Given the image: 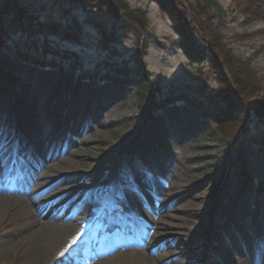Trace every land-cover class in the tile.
Returning a JSON list of instances; mask_svg holds the SVG:
<instances>
[{
  "label": "rangeland",
  "instance_id": "374dc122",
  "mask_svg": "<svg viewBox=\"0 0 264 264\" xmlns=\"http://www.w3.org/2000/svg\"><path fill=\"white\" fill-rule=\"evenodd\" d=\"M109 1L115 4L111 10L119 8ZM126 1L148 19V26L138 30L141 40L129 30L102 39L101 31L111 32L114 22L108 7L19 0L40 23L60 28L45 30L38 22L33 29L12 30L0 50V264H34L37 254L48 264H77L79 257L92 264H264V190L255 186L264 185V148L256 151L246 142L245 165L233 142H222L216 123L176 100L185 94L196 100L204 93L217 94L221 81L214 66L179 47L183 39L156 0ZM177 1L188 20L200 23L195 24L199 41L213 37L221 46L213 47L216 54L234 61L230 72L249 66L264 88V0L261 11L252 7L253 0H217L224 13L204 20L199 18L204 10H196L200 0ZM139 44L146 51L142 57L135 56ZM46 46L54 49L61 67L19 58L20 51L48 58L52 54L48 56ZM114 66L146 73L155 98L167 104L146 115L133 86L100 81ZM102 87L107 93L100 92ZM202 102L207 105L206 99ZM79 122L89 125L88 130L77 132L74 124ZM256 124L251 117L246 137L258 131ZM19 133L37 147L16 142ZM53 150L55 156L47 159ZM41 159L52 165L47 173L51 186H63L54 209L64 223L54 225L58 238L52 245L34 235L28 206L41 195L39 189L31 192L34 180L29 181ZM8 167L14 168L10 179ZM242 167L247 178L240 176ZM159 175L163 191L156 196L144 180ZM149 200L159 206L153 209ZM123 226L135 233L134 240L124 238L116 245L111 236L93 243V230L112 232ZM109 245L114 250H107Z\"/></svg>",
  "mask_w": 264,
  "mask_h": 264
},
{
  "label": "trees",
  "instance_id": "16d2710c",
  "mask_svg": "<svg viewBox=\"0 0 264 264\" xmlns=\"http://www.w3.org/2000/svg\"><path fill=\"white\" fill-rule=\"evenodd\" d=\"M114 1L119 7L117 10H111L115 4L109 0H70V2L82 3L88 6V8L96 5L102 8L108 7L114 16V22L111 32L107 30L101 31V37L104 40H107L110 36H114L117 30H129L132 33H136L142 27L140 25L143 24V28L148 26L147 17L143 16L142 13L137 14L129 7L126 0ZM156 1L162 10L169 14L174 29L183 39V43L181 40L178 41L177 44H180L179 47L181 46L186 54L192 58L199 60L205 58L211 62L217 78L221 81V89L215 95L204 93L205 95L201 94V99L196 100L195 98H191V95L185 94L177 97L176 100L185 101L190 107L198 111L202 117L216 123L215 126L220 129L222 142L226 143L227 140L232 141L238 152L239 159L247 165L249 162V152L245 143L251 142L255 146L254 149L256 151L264 148V127L262 126L264 124V88L261 87L259 77L246 65L235 73H231L229 68L234 67V61L226 54L223 55V58L216 54L217 51L215 52L214 48L219 49L221 46L217 41L213 40V37L210 40L201 38V41H199L198 38L200 36L198 37L197 35L199 28L195 24L198 23L200 26V23L196 22L194 18H192L193 21L187 19V13L184 12L185 8H182L180 1ZM200 2L201 4L196 6V10H204V14L199 16L202 20L207 16L209 18H215V14L224 13L223 7L217 0H200ZM262 5V0H259L256 6L255 0H253L252 7H256V11H261ZM29 11L27 7L19 3V0H0V50L7 46V39L12 30H29L38 25V17ZM210 13H213V15L210 16ZM40 24L43 25L45 30L50 29L54 32H59L58 29L60 26L58 24L51 25L44 22ZM144 32L146 33V30ZM136 34L137 38L141 40L139 32ZM45 49L48 50V56L49 54H52V56L46 58L44 55L34 56L33 53L30 54L20 51L19 58L30 64L61 67V61L59 62L53 53L54 49L52 47L47 48V46ZM141 49L142 45L139 44V52ZM139 52L135 56L142 57L146 51ZM227 67L228 71L226 70ZM145 74L141 70L129 69L126 66H114L103 75V79L111 80L122 85L133 86L139 107L143 111H146V115L151 117L157 112V110L152 108L159 104L165 105L167 102L155 98L152 81L150 78L147 79ZM238 75L241 76L240 79ZM205 99L207 100L206 106L202 102ZM152 104L155 105L151 106ZM251 117L257 119L256 128L258 131L246 139V133L249 131L247 123L251 122ZM227 123L234 125L236 130L230 131L226 126ZM242 170L240 176L247 178L245 176L247 172L245 167H242ZM249 180L252 181L253 178ZM260 183H256V185H259L257 186L258 189L264 190V185ZM216 187L217 184L212 185V189ZM215 191L217 192V189Z\"/></svg>",
  "mask_w": 264,
  "mask_h": 264
},
{
  "label": "bare ground",
  "instance_id": "6f19581e",
  "mask_svg": "<svg viewBox=\"0 0 264 264\" xmlns=\"http://www.w3.org/2000/svg\"><path fill=\"white\" fill-rule=\"evenodd\" d=\"M79 91H80V94H81V92L83 90L80 89ZM102 91H104V93H107L108 89L105 88V87H102V88H100V92H102ZM1 94H3V93H0V98H1ZM79 98H80V96L78 97V99ZM22 111H23V108L19 111L20 114L22 113ZM84 124L85 123H82V122L75 123L74 124V129L77 132L88 130L89 125H86V124L84 125ZM25 125H26V123H25ZM36 132L42 138H47L48 139V135L47 134L45 135L46 136L45 137L44 135L40 134L38 132V130H36ZM19 139L21 140V142L18 141ZM37 141H38V139L36 140V142ZM16 142H20V144L27 145L28 149H34L35 147H37V145L35 144L34 141L28 139L27 136L25 134H22V133H19V135H17ZM70 143H72V141ZM3 146H4L3 150L4 149L5 150L3 151L2 154H4V153L6 154L7 144H3ZM71 151H72L71 153H75L76 152L74 149H72ZM53 156H55V151L54 150L52 151L51 154L50 153L47 154L46 158L48 159V158L53 157ZM66 156H64V159H66ZM46 162H47L46 160L41 159L40 162H39V165L36 166L37 167L36 168L37 169V175H36V173H34L32 175V177H31V179L29 177V181L34 180L32 188H31V192H34L35 190L39 189V192H40L41 195L36 200H33L31 203L29 202L28 206H29V209H30V214L35 219L34 226H33L34 235H38L40 241H44L46 239L47 242H52L51 243V245H52V244L55 243V241L58 238V236L54 232V225H56L59 220L62 221V223H64V220H61L62 218H60V214L58 213V211L56 209H54V199L57 197L58 192L62 190L63 186H58V185H55L53 187L51 186V182H50L51 178H50V176L47 175V173H48V170L50 169V166H52V165H50L48 163L46 164ZM12 169H14V168L13 167H8V170L11 171L10 172L11 176L8 179L12 178V176L14 175V172H13ZM145 172L146 171L142 172V174L145 175ZM162 177H163V175H159V176H157L155 178L148 177V178H145V180H144L146 185L149 186V189H151L156 196H159L160 192L163 191V187L161 185H159ZM157 187H158V190L156 189ZM142 197H143V199L145 201L148 202V198L144 194H143ZM132 198H133V201L135 202L134 205L135 206L136 205L140 206V204H138L137 201L135 200V197L132 196ZM41 200L45 202V206L42 207V208H38L37 205H39V203H41ZM149 203L151 204V207L154 206V207H152L153 209L157 208L159 206V204L157 202L153 201V200H149ZM49 217H51L53 219L51 220V218H49ZM113 221H116V220H113ZM134 229L135 228L133 227L132 231ZM92 234L94 236L93 243L96 244V245H99L100 239L102 237L110 238L112 236V238L116 239L115 243H114L116 245H118L120 242H122V243L126 242V241H124V238L126 239V238L130 237V238H132L134 240V237H135V233L132 234L131 233V229L126 228V226H123L121 229H118V230H113L112 232H109V231L108 232H106V231H95V230H93ZM253 238L255 239L256 235ZM242 242H243V239L241 240V243ZM112 245H109L107 247V250H109V249L110 250H114V249H111ZM251 246H253V244H251ZM254 247L257 249L256 245ZM115 257H117V255L113 256L112 258H115ZM61 260L62 259H60V260L57 259L56 262L60 263ZM77 260H78L76 262L77 264H79V263L80 264H92V262H90V261L88 262V261H84L83 260V262H81L80 257ZM258 261L259 260H257V262ZM71 262L74 263L75 261H71ZM71 262H69V263H71ZM241 262L243 263L242 260H241ZM45 263L48 264V259L45 256L41 255V254H37L36 257H35L34 264H45ZM144 264H150V263H148V261H146Z\"/></svg>",
  "mask_w": 264,
  "mask_h": 264
}]
</instances>
